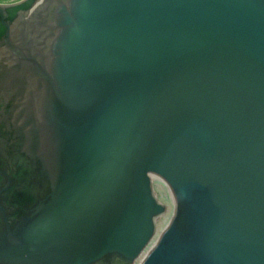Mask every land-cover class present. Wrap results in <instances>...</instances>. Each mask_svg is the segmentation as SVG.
I'll return each mask as SVG.
<instances>
[{
    "label": "water",
    "instance_id": "1",
    "mask_svg": "<svg viewBox=\"0 0 264 264\" xmlns=\"http://www.w3.org/2000/svg\"><path fill=\"white\" fill-rule=\"evenodd\" d=\"M0 264H264V0L0 5Z\"/></svg>",
    "mask_w": 264,
    "mask_h": 264
},
{
    "label": "rangeland",
    "instance_id": "2",
    "mask_svg": "<svg viewBox=\"0 0 264 264\" xmlns=\"http://www.w3.org/2000/svg\"><path fill=\"white\" fill-rule=\"evenodd\" d=\"M16 1L19 0H13V2L4 0L0 1V3H14ZM154 192L158 201L167 207L166 214L163 217L159 218L157 221V229L159 232H161L172 218L174 205L168 188L161 181L156 180L154 182Z\"/></svg>",
    "mask_w": 264,
    "mask_h": 264
},
{
    "label": "crops",
    "instance_id": "3",
    "mask_svg": "<svg viewBox=\"0 0 264 264\" xmlns=\"http://www.w3.org/2000/svg\"><path fill=\"white\" fill-rule=\"evenodd\" d=\"M0 1H4V0H0ZM7 1H11V2H13V0H7ZM23 1H25V0H19V1H16V2H14V3H0V4H4V5H8V4H18V3H21V2H23Z\"/></svg>",
    "mask_w": 264,
    "mask_h": 264
}]
</instances>
